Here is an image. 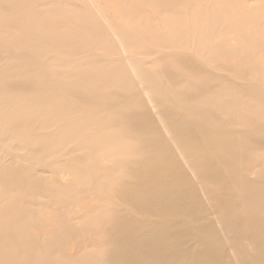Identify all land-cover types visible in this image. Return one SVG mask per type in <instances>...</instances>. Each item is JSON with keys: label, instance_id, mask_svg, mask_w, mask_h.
<instances>
[{"label": "bare ground", "instance_id": "1", "mask_svg": "<svg viewBox=\"0 0 264 264\" xmlns=\"http://www.w3.org/2000/svg\"><path fill=\"white\" fill-rule=\"evenodd\" d=\"M260 28L264 0H0V264H264Z\"/></svg>", "mask_w": 264, "mask_h": 264}, {"label": "rangeland", "instance_id": "2", "mask_svg": "<svg viewBox=\"0 0 264 264\" xmlns=\"http://www.w3.org/2000/svg\"><path fill=\"white\" fill-rule=\"evenodd\" d=\"M85 3V2H84ZM79 8H81V6L79 7ZM223 8H224V4H220V6H219V10L220 11H222L223 10ZM108 12V11H107ZM65 23H60L59 22V26H63ZM235 25H233V26H231L230 28H228L227 30H233V29H235ZM158 28L160 29V30H165V26H164V21H162L161 19H159L158 20ZM223 29V32H222V34L224 33V31H225V27H223L222 28ZM226 30V31H227ZM264 30V28H260L259 29V31H260V34H261V32ZM226 33V32H225ZM224 33V34H225ZM221 34V35H222ZM169 35V34H168ZM135 39L133 40H130V41H128L129 42V45H128V48L129 49H131V50H133V51H135V50H137V49H139V48H141L142 49V47H145V46H156V45H160L162 42V39L159 37V36H153V35H143V34H141V35H138V37H134ZM195 38V37H194ZM196 39H198V38H196ZM36 41V40H35ZM87 45V44H86ZM170 45V44H169ZM180 46H181V44H179ZM85 46V45H84ZM171 48H173L172 46H171ZM88 49V50H87ZM90 49L92 50L93 48L92 47H90V48H84L83 49V51L85 52V51H90ZM92 52H96V55H98V56H100V55H102V54H104L103 53V50H98V49H93L92 50ZM162 53H158V54H155V55H145V54H137L135 57H136V60H138V61H142L143 63H144V65H146V66H149V67H155L156 65H155V60H156V58H157V56H160ZM115 56H112V60L114 59V58H125V54H123L122 52L121 53H117V54H114ZM197 56H199V55H197ZM69 55H67V56H65V55H62V54H60V53H58V51L57 52H55V50H50V51H48L47 53H46V57H45V60L46 61H48V62H53V61H62V60H69ZM78 57H81V55H78V56H76L75 58H73V59H78ZM82 58V57H81ZM199 58L201 59V60H203L204 58H202L201 56H199ZM57 61V62H58ZM230 61H235V59L234 58H232L231 57V59H230ZM6 158V157H5ZM7 159V158H6Z\"/></svg>", "mask_w": 264, "mask_h": 264}]
</instances>
